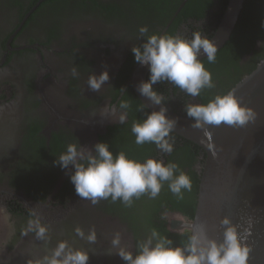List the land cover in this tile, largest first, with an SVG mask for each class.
Segmentation results:
<instances>
[{
	"label": "flooded vegetation",
	"instance_id": "af4514ba",
	"mask_svg": "<svg viewBox=\"0 0 264 264\" xmlns=\"http://www.w3.org/2000/svg\"><path fill=\"white\" fill-rule=\"evenodd\" d=\"M229 1L0 0V264H30L29 259L38 256L32 247L37 242L35 233L24 231L29 219H39L50 236L54 230L49 216L69 217L82 206L107 221L113 236L120 234L121 246L133 253L152 229L170 238L174 246L188 242L189 231L179 225L193 219L185 210L194 213L204 156L172 132L171 154L161 152L154 143H135L132 123L146 118L142 111L150 112L133 88L138 63L131 48L143 42L138 29L145 25L149 34H181L191 39L199 32L210 40ZM263 44L264 40H256L250 48L242 44L245 49L236 44L225 57L226 67L217 69L218 61L214 67L215 62L205 66L215 86L197 97L167 81L154 84V91L166 108L188 117L186 105L207 104L222 95ZM73 67L78 77L71 75ZM104 70L109 81L99 92L91 91L89 75ZM149 76L148 71L145 81ZM121 100L130 104L125 123L100 115L105 106L118 107ZM97 142H106L114 154L123 151L140 162L159 158L177 163L191 177L192 190L178 199L165 184L157 198L144 195L131 206L110 199L93 205L81 199L70 182L71 169L67 172L54 161L70 143L92 147ZM114 255L113 260L99 264H125Z\"/></svg>",
	"mask_w": 264,
	"mask_h": 264
},
{
	"label": "clouds",
	"instance_id": "9594fccd",
	"mask_svg": "<svg viewBox=\"0 0 264 264\" xmlns=\"http://www.w3.org/2000/svg\"><path fill=\"white\" fill-rule=\"evenodd\" d=\"M138 31L143 42L133 46L131 51L135 62L147 66L150 73L149 79L141 81L137 86L141 96L147 97L154 104H161L162 98L154 91L153 85L162 81L173 84L192 97L215 86L211 72L199 58L204 56L208 63L215 62L217 46L213 40L203 37L199 32H194L191 39L181 34H149L146 25L139 27ZM71 75L78 77L75 67L71 69ZM109 79L107 70L99 75L90 74L88 88L99 92ZM129 108L130 104L121 100L118 107L105 106L100 115L117 117L118 122L123 124L127 120ZM118 109L121 111L117 116ZM185 112L194 121L192 126L195 128L219 126L222 123L241 127L255 121L257 116L252 108L242 105L232 91L216 95L207 104H188ZM166 113L167 108L161 107L147 114L142 122L133 121L131 132L137 145L154 143L163 153L171 154L174 151L175 141L170 133L175 129L177 121L169 118ZM54 164L66 171L71 169L70 173L67 172L76 194L93 205L110 199L131 206L134 199L144 195L150 199L157 198L165 184L178 199H183L184 193L192 190L191 177L177 163H165L159 158H148L140 162L128 157L123 151L114 154L106 142H97L92 147L70 143ZM221 225L224 226L221 242L209 239L206 229L201 225L192 231L188 242L182 247L174 246L170 238L162 236L155 229L137 243L135 253L121 246L119 233L114 235L111 243L115 254L125 264H248L251 248L246 240L250 235L249 228H244L242 234L238 230L241 226L233 224L229 217H224ZM24 231L25 234L34 232L39 240L48 239V227L39 219H29ZM75 233L89 243L97 239L95 229H90L86 234L82 228L77 227ZM88 260V251L70 247L67 241L62 240L51 250L50 255H44L37 264H88Z\"/></svg>",
	"mask_w": 264,
	"mask_h": 264
},
{
	"label": "water",
	"instance_id": "95a60500",
	"mask_svg": "<svg viewBox=\"0 0 264 264\" xmlns=\"http://www.w3.org/2000/svg\"><path fill=\"white\" fill-rule=\"evenodd\" d=\"M245 1H229L225 15L210 39L216 44L217 52L229 40ZM148 71L147 66L137 64L132 83L136 96L151 113L165 106L162 103L154 104L137 90L138 84L145 81ZM230 91L234 92L242 105L255 111V121L241 127L222 123L219 126L195 128L190 117L167 108L166 115L177 121L172 133L199 147L204 156L193 219L179 226L187 229L191 236L193 230L203 225L209 239L221 242L224 232L221 220L229 217L233 224L241 226L238 230L242 234L244 228L250 230L246 240L251 248L248 264H264V59ZM83 127L93 128L92 124ZM87 209L82 206L71 210L69 217L63 214L49 216L48 222L54 231L50 236L48 234L47 241L37 239V242L32 243L33 253L38 256H32L30 264H37L45 252L50 255L51 250L62 240L67 241L70 247L88 251V264L113 260L115 249L111 242L114 236L110 232V224ZM189 225L192 227L189 228ZM77 227L86 234L90 229H95L96 241L89 243L77 236Z\"/></svg>",
	"mask_w": 264,
	"mask_h": 264
},
{
	"label": "trees",
	"instance_id": "16d2710c",
	"mask_svg": "<svg viewBox=\"0 0 264 264\" xmlns=\"http://www.w3.org/2000/svg\"><path fill=\"white\" fill-rule=\"evenodd\" d=\"M256 40H264V0H246L230 39L216 53L215 64H213V67L217 64V61L220 62L219 66L216 67L217 69L226 67L227 61L224 63L225 57L228 55V52L232 50V48L236 47V44H239L240 49H245L242 44L248 45L250 48L255 45ZM254 56L255 57L251 58L246 64L245 72L242 73L240 77L234 81V84H232V86H230L222 95L230 91L231 88L234 87L235 84L238 83L245 75L251 73L255 69L257 63L264 59V44L258 51H254ZM202 62L205 66H210V64L212 65V63H208L207 58L202 59ZM231 62L232 65H234V62ZM142 112L147 115V112ZM184 142L191 145L196 151H201V149L194 144L188 141ZM178 208L185 210L184 205H180ZM192 212L193 211L185 210V214L190 218L193 216Z\"/></svg>",
	"mask_w": 264,
	"mask_h": 264
}]
</instances>
